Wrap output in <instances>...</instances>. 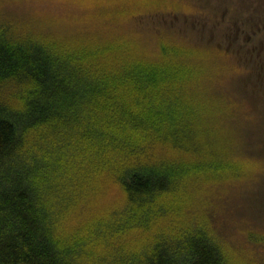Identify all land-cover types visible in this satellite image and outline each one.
<instances>
[{
	"label": "trees",
	"instance_id": "trees-1",
	"mask_svg": "<svg viewBox=\"0 0 264 264\" xmlns=\"http://www.w3.org/2000/svg\"><path fill=\"white\" fill-rule=\"evenodd\" d=\"M166 11L0 0V264H264L226 54L147 16Z\"/></svg>",
	"mask_w": 264,
	"mask_h": 264
},
{
	"label": "rangeland",
	"instance_id": "rangeland-1",
	"mask_svg": "<svg viewBox=\"0 0 264 264\" xmlns=\"http://www.w3.org/2000/svg\"><path fill=\"white\" fill-rule=\"evenodd\" d=\"M122 1L118 0L119 3ZM140 1H144L145 9L150 12L153 11L154 7L161 8L175 2L178 11L174 10V12L178 13L169 14L170 9L161 15L155 16L147 13V16L166 17L164 24L167 25V35L170 33L179 34L195 40L201 47L208 45L218 52L226 54V59L224 56H213L216 68L219 67L216 70L223 71L225 69L227 75L223 78L229 79L226 80L227 83L223 82L221 85L227 92L223 96L228 95L236 104H243L245 111L248 112L246 114L250 116V119L245 120L243 126L252 136L251 145L255 147L253 152L258 151L257 153H260L258 155L264 159V48H262L264 47V18L231 17L233 14L226 10V7L231 4L229 0H219L223 2L221 7L219 6L220 3L217 4L218 0L209 1V7L204 6L213 11L218 9L219 17L203 15V17H192L193 15H189L191 12L182 14L179 12L182 11V3H189L188 0H174V2L173 0ZM215 12L214 15H216ZM121 17H126V13L121 14ZM138 17L141 16L138 15ZM260 35L262 38L259 37ZM255 36L257 37L255 38ZM222 64L230 68L235 66V69L240 72H229L227 68L221 69ZM218 93L221 95L220 90ZM238 107L234 105L233 110L243 114L245 111L243 112ZM261 196L259 205L264 207V191ZM259 220L260 227L264 229V213L260 215Z\"/></svg>",
	"mask_w": 264,
	"mask_h": 264
},
{
	"label": "flooded vegetation",
	"instance_id": "flooded-vegetation-1",
	"mask_svg": "<svg viewBox=\"0 0 264 264\" xmlns=\"http://www.w3.org/2000/svg\"><path fill=\"white\" fill-rule=\"evenodd\" d=\"M188 1L189 3L186 4L182 3V11H179L182 12V14L191 12L189 15H193L192 17H203V16L219 17L218 14L220 12L218 9H215L216 10L215 12V10L213 11L211 9L204 7V6L209 7V1L211 0H188ZM229 1L231 4H229L230 6L226 7V10L233 14L231 17H260V18L263 17L264 18V0H229ZM217 4H219V6L221 7L223 2L219 1L217 2ZM176 6L177 5L175 4V2L172 3L171 5H167V11L171 9L168 13L169 14L178 13V12H174V10L178 11ZM214 12L216 13V15H214ZM256 37L257 36H255V38ZM259 37L262 38L261 35Z\"/></svg>",
	"mask_w": 264,
	"mask_h": 264
}]
</instances>
